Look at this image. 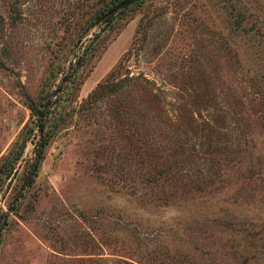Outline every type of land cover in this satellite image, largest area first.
Listing matches in <instances>:
<instances>
[{"label": "rangeland", "instance_id": "obj_1", "mask_svg": "<svg viewBox=\"0 0 264 264\" xmlns=\"http://www.w3.org/2000/svg\"><path fill=\"white\" fill-rule=\"evenodd\" d=\"M100 4L0 0V264H264V0Z\"/></svg>", "mask_w": 264, "mask_h": 264}, {"label": "trees", "instance_id": "obj_2", "mask_svg": "<svg viewBox=\"0 0 264 264\" xmlns=\"http://www.w3.org/2000/svg\"><path fill=\"white\" fill-rule=\"evenodd\" d=\"M101 2V4L98 7H95L92 12L90 13V22L89 25H91L92 23H94L95 21H97L104 12H106L107 10H109L110 8H112V6H114L115 4L119 3L121 0H99ZM119 12V11H118ZM125 79V76L121 77V78H117L116 82H114V78L109 77L106 78L101 84H99L95 90L88 96V98L86 99V101L92 99V101L94 100V98L99 97L101 94H109L110 92H116L118 89L121 88V82ZM61 88H57L56 91H60ZM145 90V88H144ZM57 92V93H58ZM52 93V92H50ZM27 103H28V108L31 111V113L36 117L38 123L36 124V128H37V134H35L34 136L36 137L35 140V147H36V156L34 159V162L31 166V168L28 170V174H34L36 169H37V164L39 162V160L42 157V152H43V148L46 145V143L48 142L49 136L51 135V130H49L48 128H46V122L47 119L49 117V115L53 114L52 111L49 109L48 103L45 100L43 103L36 105V103L32 102L31 100H29V98H27ZM47 104V105H46ZM41 105V106H40ZM55 111V110H54ZM114 115H116L118 118H121L126 120V121H130L132 122V119L129 118V113H128V109L126 108L125 105H119L116 106L115 110H114ZM136 121V119H135ZM136 135L137 137L134 138L135 140H138V142L140 144L145 143L143 145L146 146L147 144H153L151 141L153 138H149V136H145L147 140H145L143 136L137 135L136 133L133 134ZM139 138L141 140H139Z\"/></svg>", "mask_w": 264, "mask_h": 264}, {"label": "water", "instance_id": "obj_3", "mask_svg": "<svg viewBox=\"0 0 264 264\" xmlns=\"http://www.w3.org/2000/svg\"><path fill=\"white\" fill-rule=\"evenodd\" d=\"M135 1L137 0H121L119 3H117L115 6L110 8L107 12H105V14L103 15V18L113 14L116 10L123 8L127 6L128 4L133 3ZM0 230H1V226H0Z\"/></svg>", "mask_w": 264, "mask_h": 264}]
</instances>
